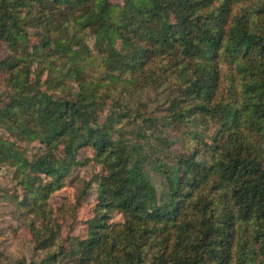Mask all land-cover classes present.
Wrapping results in <instances>:
<instances>
[{"label": "trees", "instance_id": "obj_1", "mask_svg": "<svg viewBox=\"0 0 264 264\" xmlns=\"http://www.w3.org/2000/svg\"><path fill=\"white\" fill-rule=\"evenodd\" d=\"M0 51V168L44 254L30 264H264V0H0ZM160 88L140 127L132 104ZM127 128L156 129V153ZM91 163L68 246L50 200Z\"/></svg>", "mask_w": 264, "mask_h": 264}, {"label": "rangeland", "instance_id": "obj_2", "mask_svg": "<svg viewBox=\"0 0 264 264\" xmlns=\"http://www.w3.org/2000/svg\"><path fill=\"white\" fill-rule=\"evenodd\" d=\"M3 54L4 51H0V57ZM168 93L169 92H166L164 88L158 90L150 89L145 91L142 97L139 98L140 101L138 102H140V106L136 101L132 104L134 110L138 108L137 115H142L141 118L137 120L140 127L144 126L142 120L148 115H152V117L163 116V110L165 108L163 105L166 103ZM192 129L194 134L201 135L209 134L213 131V127L210 124L208 125V123L203 126H193ZM127 130L132 144L138 148V151L141 153L142 151L146 153L155 152L154 149L157 143L156 138L160 136L156 129L146 130L147 136H150L147 140L141 137H135V135L132 134V128H127ZM0 134L2 135V131H0ZM195 142L196 140H181L173 145L170 153L175 155L179 152H186L192 148V144ZM141 145H143L144 150L140 148ZM147 147L149 148L147 149ZM83 157L92 158L93 156L91 152H86L83 154ZM165 162L168 166H172L170 159ZM101 171V167L93 163L87 167L78 168L74 171L72 177L67 180V186L51 197L50 204L54 209H58L62 206L71 209L70 216L60 221L62 224V238L67 240L68 246L75 242V240L86 236L87 226L85 221L92 217V210L96 200V186L94 187L91 185V181L94 175ZM169 175L170 174L166 173L165 169L164 175L161 177L163 184L159 188L161 191L166 189V176ZM153 176L157 180L156 176ZM88 184L89 187H93L88 189L86 196H82L85 186ZM20 199L19 188L13 180V171L9 168H0V252L3 253L4 259L10 258L13 261L25 260L27 264L31 262H40L44 258V254L34 249L32 234L29 229L32 219L24 215L18 208ZM71 206L76 207L74 214H72L74 209L71 208Z\"/></svg>", "mask_w": 264, "mask_h": 264}]
</instances>
